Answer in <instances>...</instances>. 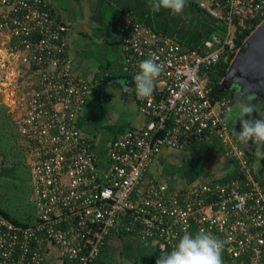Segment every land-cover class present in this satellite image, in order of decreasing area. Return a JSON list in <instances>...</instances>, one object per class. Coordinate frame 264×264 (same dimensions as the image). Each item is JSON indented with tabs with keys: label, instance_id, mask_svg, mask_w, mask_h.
<instances>
[{
	"label": "built area",
	"instance_id": "1",
	"mask_svg": "<svg viewBox=\"0 0 264 264\" xmlns=\"http://www.w3.org/2000/svg\"><path fill=\"white\" fill-rule=\"evenodd\" d=\"M216 4L228 32L212 36L204 51L126 19L122 38L133 81L142 60L156 59L163 71L152 95L138 98L148 122L113 141L111 164L102 170L77 125L91 86L73 72L68 27L46 0H0L7 54L35 78L17 122L30 148L37 209V220L27 227L0 214V264H46L51 249L71 264H94L113 233L154 241L171 252L183 235L200 229L223 242L222 264L224 254L232 261L250 256L254 264H264V185L229 129L230 100L214 99L209 85L210 71L231 54L235 58L264 23V0ZM257 19L239 47L237 26L238 36H244ZM211 136L235 162L228 182L174 191L165 182L146 181L163 149H185Z\"/></svg>",
	"mask_w": 264,
	"mask_h": 264
},
{
	"label": "crops",
	"instance_id": "2",
	"mask_svg": "<svg viewBox=\"0 0 264 264\" xmlns=\"http://www.w3.org/2000/svg\"><path fill=\"white\" fill-rule=\"evenodd\" d=\"M219 1L188 0L181 14L172 15L164 9L152 12L146 0H46L53 14L68 27L67 50L74 74L91 86L86 104L78 115L77 125L83 136L92 143L102 170L111 164L109 155L113 141L128 130L143 128L148 122V118L141 113L140 102L134 91L135 83L126 61L122 38L126 19L162 33L184 47L204 51L205 42L212 36L222 38L228 32V25L221 18L223 11L216 4ZM8 43V36L0 32L2 67L7 65L6 59L11 60L7 54ZM11 63L14 73L18 66L19 87L25 83L26 89L23 92L19 89L10 90L9 95L13 100H8L7 92L0 89V101L18 118L25 112L35 78L30 68L23 66L19 58ZM4 84H8L6 80ZM227 99L231 101V113L227 118L229 129L264 185V155L259 154L260 150L251 142L249 145L239 143L236 136V132L241 131L237 105H257L251 118L264 120V103L253 104L247 99L237 102L230 97ZM22 145L26 149L28 166L30 148L25 141ZM234 174L235 162L226 157L219 139L211 136L203 142H193L185 149H163L148 172L146 181L165 182L171 190L183 191L205 183H226ZM159 250L165 249L154 241L147 243L138 236L113 233L98 262L141 264L143 258L153 256ZM237 261L231 264H254L250 256H244L240 263ZM46 264L71 263L61 259L51 249L47 253ZM224 264L229 262L224 259Z\"/></svg>",
	"mask_w": 264,
	"mask_h": 264
},
{
	"label": "clouds",
	"instance_id": "3",
	"mask_svg": "<svg viewBox=\"0 0 264 264\" xmlns=\"http://www.w3.org/2000/svg\"><path fill=\"white\" fill-rule=\"evenodd\" d=\"M188 0H146L152 12L168 10L172 15L181 14ZM134 77L137 98L152 95L155 82L163 71V65L154 58L142 60ZM257 105L239 103L237 105L241 131L236 132L239 143L251 142L264 155V120L252 119ZM245 117H248L247 119ZM223 242L203 229L194 235H183L170 253L160 256L155 264H222Z\"/></svg>",
	"mask_w": 264,
	"mask_h": 264
},
{
	"label": "trees",
	"instance_id": "4",
	"mask_svg": "<svg viewBox=\"0 0 264 264\" xmlns=\"http://www.w3.org/2000/svg\"><path fill=\"white\" fill-rule=\"evenodd\" d=\"M259 23L260 20H254L252 22V27L246 30L244 36H238L239 27L237 26L236 42L239 47L243 44L244 38L250 35L252 30ZM233 59L234 55L231 54L227 59H222L218 67L210 71L209 85L212 88V97L214 99L228 98L227 95L221 91V82ZM23 141L27 142L26 138L21 133L16 116L12 112H9V108L6 105L0 103V214L16 225L27 227L37 220V209L33 217L30 216L24 221H20L14 215L18 214V206L16 205L10 209V206L6 205L7 202H11L12 197L17 199L19 188L25 186H31L32 202L34 203L31 169L25 166L26 149H24L22 145ZM28 179L30 184L28 183ZM167 253H170L168 249L159 250L155 255L143 258L141 264H155L160 256ZM223 257L229 264L233 263L225 254ZM240 261L241 259L237 262L240 263Z\"/></svg>",
	"mask_w": 264,
	"mask_h": 264
},
{
	"label": "water",
	"instance_id": "5",
	"mask_svg": "<svg viewBox=\"0 0 264 264\" xmlns=\"http://www.w3.org/2000/svg\"><path fill=\"white\" fill-rule=\"evenodd\" d=\"M226 78L234 84V97L253 104L264 103V23L241 46Z\"/></svg>",
	"mask_w": 264,
	"mask_h": 264
},
{
	"label": "rangeland",
	"instance_id": "6",
	"mask_svg": "<svg viewBox=\"0 0 264 264\" xmlns=\"http://www.w3.org/2000/svg\"><path fill=\"white\" fill-rule=\"evenodd\" d=\"M1 58V56H0ZM7 65H5V61L3 62V67L0 64V89H3L4 91L7 92L9 99L8 100H13V97H10L9 92L11 93L10 90H23L26 89V84L23 83L22 86L19 87V82H18V66L15 67L16 72L14 73V66L11 65V60H7ZM4 69V71H3ZM6 74H5V73ZM9 73V74H7ZM9 77V78H8ZM5 80L8 84H4ZM2 84L6 87H8L7 89H5L4 86H2ZM2 86V87H1ZM18 94V92H17ZM15 99V98H14ZM1 103V101H0ZM14 103V102H13ZM12 103V104H13ZM28 163V162H27ZM27 163L25 162V166H27ZM27 167H30L29 164ZM29 173V172H28ZM27 182V179H26ZM28 183L29 179H28ZM7 206H10V209H12L14 206H18V214H14L16 218H18V220L20 221H24L27 217L30 216H34L36 214V207L35 204L32 202V188L31 186H25L22 188H19L18 190V198H14L12 197L11 202H7L6 204ZM12 207V208H11Z\"/></svg>",
	"mask_w": 264,
	"mask_h": 264
},
{
	"label": "flooded vegetation",
	"instance_id": "7",
	"mask_svg": "<svg viewBox=\"0 0 264 264\" xmlns=\"http://www.w3.org/2000/svg\"><path fill=\"white\" fill-rule=\"evenodd\" d=\"M227 73L225 75V77L223 78L222 82H221V86H222V92L225 93L228 97H230V99L232 101H239V99L237 97H234V89H233V83L230 79L226 78Z\"/></svg>",
	"mask_w": 264,
	"mask_h": 264
}]
</instances>
